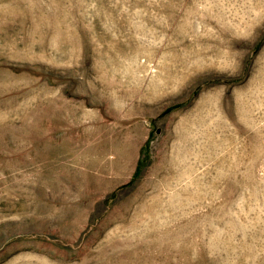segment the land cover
<instances>
[{"label":"rangeland","instance_id":"374dc122","mask_svg":"<svg viewBox=\"0 0 264 264\" xmlns=\"http://www.w3.org/2000/svg\"><path fill=\"white\" fill-rule=\"evenodd\" d=\"M0 264H264V0H0Z\"/></svg>","mask_w":264,"mask_h":264}]
</instances>
